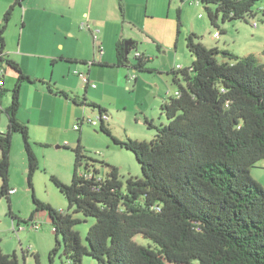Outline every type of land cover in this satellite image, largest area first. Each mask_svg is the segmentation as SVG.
Returning <instances> with one entry per match:
<instances>
[{"label": "trees", "instance_id": "trees-1", "mask_svg": "<svg viewBox=\"0 0 264 264\" xmlns=\"http://www.w3.org/2000/svg\"><path fill=\"white\" fill-rule=\"evenodd\" d=\"M20 1L9 7L0 26V65L5 62L17 73L11 102L4 110L8 125L0 131V201L7 197L13 220L17 216L11 210L10 190L14 188L9 180L14 134L23 137L32 188L40 167L29 126L18 117L22 85L34 80L18 62L3 56L5 32ZM199 1L205 4L213 26L224 32L220 16L223 22L255 16V7L262 0ZM211 4L216 5L215 10ZM119 5L123 12L121 0ZM186 40L194 60L190 67L172 71L179 95L172 94L162 105L169 122L156 126L157 134L150 141L113 137L135 153L143 177L122 180L119 168L108 162L103 164L109 171L102 174L85 155L79 139L73 149L72 182L51 176L73 213L59 211L33 195L36 210L47 212L58 239L52 260L61 236L63 253L72 264H82L86 255L97 264H264V187L251 174L264 164V62L254 53L239 55L209 48L194 32ZM134 48L118 42L114 65L128 66L125 53ZM136 58L134 68L144 70L150 57L142 54ZM0 80L4 84L1 74ZM48 87L53 91L51 84ZM7 91L0 85V101ZM56 92L77 105L107 114L85 95ZM100 123L110 134L103 117ZM83 164L87 175L81 173ZM88 217L95 221L85 242L76 225ZM138 235L147 242H139ZM34 256L35 264H41L39 253ZM0 264L20 262L16 252L5 253L0 247Z\"/></svg>", "mask_w": 264, "mask_h": 264}, {"label": "crops", "instance_id": "crops-1", "mask_svg": "<svg viewBox=\"0 0 264 264\" xmlns=\"http://www.w3.org/2000/svg\"><path fill=\"white\" fill-rule=\"evenodd\" d=\"M14 1L0 0V26L3 24L4 14ZM81 1L83 0H21L20 4L15 5L10 24L8 23L7 26L6 47L3 56L18 62L23 71L34 80L33 83L25 82L22 85L21 108L18 117L28 124L31 139L36 144L48 145L52 141L54 143L63 142V139L65 141L63 136L65 127L57 126L51 122V115L52 118L55 115L53 104L54 106L61 105L64 109L69 110L73 122L70 126L74 130H76L74 119H81V123H84L85 118H95L100 115L97 108L77 105L65 97L68 102L83 106L85 109L80 111L74 106L71 107L62 99L64 96L56 92L58 90L85 95L90 101L104 107L107 110L106 123L110 116L109 111L114 109L115 105L118 107L119 104H122V108L126 110L128 95L131 93L137 95L141 88L146 89V92L153 94V105L150 108H141L142 102L137 98L136 104L138 105L137 111L141 113L144 120L149 122L147 130L151 133L153 132L152 127L158 126L155 117L151 118L153 109L159 110V123L166 124L162 105L178 90L177 86L173 84L174 75L173 79L165 76V73H170L169 69L179 71L177 66H174L176 60L173 59L171 68L166 65L164 60L156 66H152L151 63L155 62L153 54L155 50L150 45L148 46L149 42H152L157 46L158 53L167 56L174 53L175 56L177 55L176 59L179 57L178 55L187 56L186 39L191 32H194V29L191 32L188 30L186 33H182L179 17L177 20L171 17V8L178 6L177 2L173 0H124L126 9L122 12L119 5L120 0H88L89 12L82 10L83 12L79 13ZM121 2L123 3V0ZM191 4L199 5L200 3L191 2ZM185 6H180L179 9L183 11ZM167 7L169 10L166 9ZM165 11L167 12L166 20L164 19L165 14H163ZM83 16L88 19L87 28L79 26L84 21ZM62 18L69 19V24H62L59 21ZM13 21L16 23L15 25L18 22L22 23L21 27L16 29L18 40L15 43L11 42L13 39L11 22ZM72 23L74 25H71ZM254 27L258 31L261 29L260 25ZM223 30L226 31V28ZM95 31H98L97 39L94 37ZM261 32L263 29L260 30L259 37L262 36ZM62 35L65 36V39L62 38ZM219 35L220 33L217 32L215 36ZM123 41H132V45L138 52L150 57L144 70L140 71L134 68L137 61H131L130 58L128 66L114 65L117 61V43ZM200 41L205 44L204 39H200ZM140 44H143L141 48ZM217 47L233 51L226 46ZM66 59L77 62H69ZM193 60L188 65L180 63L177 65H182L185 68L190 67ZM4 64L6 63L3 62L0 65V74L4 79L3 86L8 90V80L11 83H16L17 73L7 65L4 67ZM75 70L88 74L97 86L86 85L75 73ZM9 71L12 72L11 75ZM35 83L42 85L41 90L32 91L27 87ZM48 83L52 85L53 91L49 89ZM31 94L34 97L38 95L42 98V103H35L32 106L28 104L27 96ZM3 99L0 102V111H4L10 104L11 96L6 95ZM87 108H91L94 113L98 112L97 116L90 115L91 111H88L89 114H87ZM139 118L137 115L136 123L142 125ZM1 119L0 115V131H4L8 125V116L4 128H1ZM81 127L78 129L79 131ZM67 144L65 142V145ZM23 162L25 168L26 159ZM255 168L262 171L256 174ZM255 168L252 169L251 174L264 187V164ZM98 169L100 170V168ZM14 189L15 192L12 194L17 192V189Z\"/></svg>", "mask_w": 264, "mask_h": 264}, {"label": "rangeland", "instance_id": "rangeland-1", "mask_svg": "<svg viewBox=\"0 0 264 264\" xmlns=\"http://www.w3.org/2000/svg\"><path fill=\"white\" fill-rule=\"evenodd\" d=\"M173 1L177 2L178 6L172 7L170 14L174 20H177L179 17L178 19L182 33H186L188 30L191 32V30L194 29V33H196L200 39H204L205 44L209 48L215 46H226L241 55H247L254 52L259 61L264 62V0L260 1L256 5L255 16H246V18L243 19L228 20L226 22H223L220 16L218 22L222 28H226V31L224 32H221L218 28L213 26L203 2H201L199 5H195L191 4L190 0ZM88 3V0H83L80 2L81 8L78 10L79 13H82L84 10H88L87 12H89ZM184 5L186 6L184 7V10L181 11L179 7ZM123 6L124 9H126L124 0ZM210 6L213 10L216 9L215 4H211ZM166 9H168V7ZM166 13V11L163 13L165 14V20L167 18ZM83 20L84 21L81 23L84 25L88 19L83 16ZM59 21L62 24H69V19L67 18H62ZM254 21L260 25V30L263 29V32H261L263 37L258 36V34H260V30L258 31L257 28L253 26ZM81 23L79 24V26L81 25L80 27L83 26ZM15 24L16 23L14 21L11 22V30L13 33V39L11 42L13 43L17 42L18 40L16 29L20 28L22 23L18 22L17 25ZM71 25H74V23ZM7 29L5 34L7 33ZM217 32L220 33L219 36H215ZM62 38L65 39V36L62 35ZM142 45H139L140 48ZM149 45L155 50V53H153L155 56V62L151 63L152 66H156L160 63V61L164 60L166 65L171 68L173 59L176 60V63H174L175 67L178 63L182 65H188L190 64L191 60L194 59V56L187 47V56L183 57L178 55L179 57L176 59L177 55L175 56L174 53L171 56L163 55L158 53V49L155 44L149 42L148 46ZM144 46L146 45L144 44ZM136 51L137 50L134 48L130 52L129 58L131 61H137L135 53L138 51ZM4 67H6V64H4ZM169 70L170 73H165V76L173 79L174 74L172 73L171 69ZM11 73L12 72L9 71L10 75ZM155 74L157 75V72H155ZM58 78L61 77L58 76ZM36 84L37 83L27 87L32 89V91L41 90L42 85H40V83L37 85ZM173 84L175 85V83ZM14 85V82L11 83L10 80H8V91L2 96L0 102L4 100L3 98L6 97V95L11 96L10 90L14 87ZM128 96L129 99L126 101L128 107L126 110L122 108V104H119L118 107L115 105L114 109H109L110 116L107 119L106 125L110 129V134L101 129V123L98 125H93L87 122L81 123V119H74L75 124L82 126L80 131L74 130L70 126L71 123L73 124V122L71 121L69 110L64 109L61 105L54 106L53 104L55 115L53 118L51 115V122L57 126L62 125L65 127V131L63 133L65 141L63 139V142L54 143L52 141L48 145H42L34 143V141L31 139L34 151L40 163V167L33 176V188L30 187L28 183V160L24 148L23 137L20 133L14 134L11 150L9 184L11 187L17 189V192L11 196V210L17 216V218L13 220L11 214L9 213V201L7 197H3L0 201V247L5 253L16 252L20 264H35L34 252L39 253L41 264H72L63 253L64 243L61 236H59L61 244L58 248V251L53 255V260L51 259V252L57 245L58 239L56 237L53 225L49 220L47 212L45 210H36V204L34 203L33 195L35 194V196L43 202L50 203L59 211H69L73 213V209H69L68 199L61 192L59 187L53 182L51 176L54 175L65 183L72 182L75 161V152L73 149L79 144V137H81L80 143L83 146L85 155L87 158H91L90 162H92V160L95 161V165L100 168L102 174H106L109 171V168L103 164L104 162H108L109 164L119 168L120 177L122 180H126L129 176L143 177L142 167L135 153L116 143L113 137H116L119 140H128L132 138L147 141L155 138L157 134L156 128L152 127V133L147 130L149 122H147L146 119L144 120L141 113L137 111L138 105L136 104L137 98L140 102H142V105H140L141 108H150L151 105H153V94L146 92V89L141 88L139 94L136 95V93H131ZM62 99L65 101V103H69L71 107L74 106L80 111L85 109L83 106H77L72 102H68L65 97H62ZM27 103L31 106L35 103L41 104L42 98H40L38 95L34 97V95L31 94L27 96ZM86 110L87 114H89L88 111H91L92 113L90 115L93 116H97L98 114L96 111L94 113L91 108H87ZM136 114L138 117H140L139 119H141V124L143 126L137 125ZM152 114L153 116H151V118L155 117V122L158 124V126L163 125L159 123V110L156 108L155 110L153 109ZM0 115L2 116L1 128H4L7 120V114L5 111H0ZM163 117L168 123L169 120L165 113L163 114ZM65 142L68 144L65 145ZM58 144L60 147H58ZM25 159L26 167L24 168L23 160ZM83 169L84 164L80 167V170ZM259 171L262 170L255 168L256 174L259 173ZM1 185L2 178L0 177V187ZM75 215L81 217L82 219L84 218L81 213H76ZM94 221V218L88 217L86 220L84 219L81 223L76 225V229L81 232L85 242L87 231ZM36 223L38 224L37 228L34 226ZM136 239L139 242H147V240L141 235H138ZM29 247H31V250H29ZM82 264H97V261L91 256L86 255L83 257Z\"/></svg>", "mask_w": 264, "mask_h": 264}, {"label": "built area", "instance_id": "built-area-1", "mask_svg": "<svg viewBox=\"0 0 264 264\" xmlns=\"http://www.w3.org/2000/svg\"><path fill=\"white\" fill-rule=\"evenodd\" d=\"M191 2H195V3H197V4L200 3L199 0H191ZM82 25H83V24H82ZM257 25H258V23H257L256 21H254V22H253V26H257ZM83 27H88L87 23L84 24ZM97 32H98V31H95V34H94V37H95L96 39H97ZM141 56H142V54H141L140 52H137L136 57L139 58V57H141ZM183 68H184V67H183L182 65H177V69H180V70H181V69H183ZM75 73L81 77V79L83 80V82H84L86 85H89V86H91V87H96V86H97L96 82L92 81V80L90 79V77H89L88 74H86V73H84V72H80V71H78V70H75ZM0 85H3L2 80H0ZM175 95H179V91H176V92H175ZM101 117H103V119H106V118H107V115H105V114H104V115H101V114H100L98 117H95V118H92V117L90 118V117H88V118H85V122L92 123L93 125H98V124L100 123V119H101ZM74 128H75L76 130H78V129H80V125H79V124H75ZM81 173L84 174V175H87L84 169L81 171ZM10 192H11V193H14V192H15V189L10 190ZM34 226L37 228V227H38V224L36 223V224H34ZM29 250H31V247H29Z\"/></svg>", "mask_w": 264, "mask_h": 264}, {"label": "water", "instance_id": "water-1", "mask_svg": "<svg viewBox=\"0 0 264 264\" xmlns=\"http://www.w3.org/2000/svg\"><path fill=\"white\" fill-rule=\"evenodd\" d=\"M132 45V42H130V41H126L125 42V47L127 48V47H129V46H131ZM126 56H128L129 55V50H126ZM58 147H60V145H58Z\"/></svg>", "mask_w": 264, "mask_h": 264}]
</instances>
